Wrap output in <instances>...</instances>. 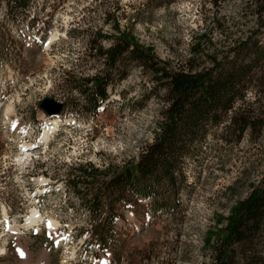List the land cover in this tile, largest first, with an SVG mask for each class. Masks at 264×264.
<instances>
[{
  "label": "rangeland",
  "instance_id": "rangeland-1",
  "mask_svg": "<svg viewBox=\"0 0 264 264\" xmlns=\"http://www.w3.org/2000/svg\"><path fill=\"white\" fill-rule=\"evenodd\" d=\"M210 1L31 0L18 17L0 0V264H206L205 231L264 174V134L256 142L249 134L238 144L208 142L202 160L188 168L182 217L158 213L152 221L147 202L136 211L117 206L112 253L90 242L95 217L64 179L77 165L103 171L136 162L156 131L159 106L145 102L150 84L129 64L123 80L111 74L107 100L89 114L74 85L90 89L83 80L104 73L94 51L108 50L125 32L161 61L176 63L187 56L193 33L212 28L213 19L256 30L254 16H243L246 0L217 7ZM45 98L62 104L57 117L39 110ZM20 146L27 154L16 151ZM33 211L39 219L28 224Z\"/></svg>",
  "mask_w": 264,
  "mask_h": 264
},
{
  "label": "trees",
  "instance_id": "trees-1",
  "mask_svg": "<svg viewBox=\"0 0 264 264\" xmlns=\"http://www.w3.org/2000/svg\"><path fill=\"white\" fill-rule=\"evenodd\" d=\"M1 1L8 13L18 17L31 3ZM219 1L210 4L217 7ZM243 4V16H254L256 30L244 32L238 23L213 19L212 28L193 33L187 56L176 63L161 61L150 48L130 41L125 32L106 51L89 49L104 59L105 71L83 80L90 89L74 86L91 116L107 100L111 74L123 80L126 64L140 69L147 78L150 86L145 88V102L151 100L159 106L153 140L136 162L103 171L77 165L64 179L83 211L95 217L90 242L97 251H114L111 234L117 206L136 211L147 202L152 221L158 213L171 219L182 217L181 196L187 190L188 168L202 160L209 141L216 139L226 146L240 143L245 134L253 142L262 138L264 0ZM85 243L88 245L87 240ZM201 243L206 264H264V174L226 219L219 218L205 231Z\"/></svg>",
  "mask_w": 264,
  "mask_h": 264
},
{
  "label": "water",
  "instance_id": "water-1",
  "mask_svg": "<svg viewBox=\"0 0 264 264\" xmlns=\"http://www.w3.org/2000/svg\"><path fill=\"white\" fill-rule=\"evenodd\" d=\"M63 109L61 103L55 102L50 98H45L39 103V110H41L46 117H56Z\"/></svg>",
  "mask_w": 264,
  "mask_h": 264
},
{
  "label": "bare ground",
  "instance_id": "bare-ground-1",
  "mask_svg": "<svg viewBox=\"0 0 264 264\" xmlns=\"http://www.w3.org/2000/svg\"><path fill=\"white\" fill-rule=\"evenodd\" d=\"M52 41H53V38H49V39L46 41V43H45V47H48V46L51 44ZM57 123H58V122H57V119H54V120H53V124H54L55 127H57V125H58ZM75 127H78V126L75 125ZM65 131H66V130H65ZM26 149H27V146H20L18 149H16V151H17V152L24 151L25 154H27ZM33 181H34V180H33ZM36 219H39V216L37 215V212H36V211H33V212L31 213V216L28 217L27 222H28V224H30V223H34ZM53 226H54V224H53L52 222L48 223V228H49V227H53ZM103 263H104V262H103Z\"/></svg>",
  "mask_w": 264,
  "mask_h": 264
}]
</instances>
